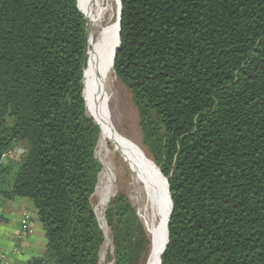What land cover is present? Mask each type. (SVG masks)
<instances>
[{
    "label": "trees",
    "instance_id": "obj_1",
    "mask_svg": "<svg viewBox=\"0 0 264 264\" xmlns=\"http://www.w3.org/2000/svg\"><path fill=\"white\" fill-rule=\"evenodd\" d=\"M121 1L114 71L173 203L162 264H264V0ZM88 51L78 0H0V205L30 200L46 238L27 264H100ZM18 145L19 159L5 155ZM105 220L111 264H145L125 192Z\"/></svg>",
    "mask_w": 264,
    "mask_h": 264
},
{
    "label": "bare ground",
    "instance_id": "obj_2",
    "mask_svg": "<svg viewBox=\"0 0 264 264\" xmlns=\"http://www.w3.org/2000/svg\"><path fill=\"white\" fill-rule=\"evenodd\" d=\"M78 5L87 18L90 33L83 95L88 114L102 127L97 151L103 153L100 161L104 171L100 173L96 191L99 198L97 215L106 236L101 258L103 260L105 250L110 246L103 213L111 199L108 196L114 193L111 176L120 160L136 192L134 206L150 239L146 264H160L171 209L166 179L142 144L120 131L111 109L115 96L111 86L118 78L113 57L119 43V0H78Z\"/></svg>",
    "mask_w": 264,
    "mask_h": 264
},
{
    "label": "rangeland",
    "instance_id": "obj_3",
    "mask_svg": "<svg viewBox=\"0 0 264 264\" xmlns=\"http://www.w3.org/2000/svg\"><path fill=\"white\" fill-rule=\"evenodd\" d=\"M111 87L113 88L114 93H115L114 99H113L112 104H111L112 105L111 109H112L113 119L115 118L114 122L116 123V125L118 126L120 131L124 135H126L129 139H132L135 142L142 144V146L146 149L148 155L152 158L151 154L149 153L145 144L143 143V135H142V130H141V126H140V118H139V114H138V110L136 108V105L133 101V96H132L131 91L122 83V81L119 78H117L114 81V83ZM115 87H116V89H115ZM98 145H99V143H98ZM97 150H98V146H97ZM97 150H96V155H97V158L100 160L103 157V153L98 152L99 150L98 151ZM103 171H104V167L102 166V172ZM111 177H112L113 185H114V193L109 195L108 197L109 198L113 197V195H115L118 191H123L127 194V196L130 198L131 202L134 205L133 201L135 199L136 192H135L134 188L131 187L130 181H129L130 180L129 175H127V172H126L125 168L123 167V163H121L120 160L116 163V168L114 169V174ZM98 184H99V182H98ZM96 191H97V189H96ZM96 191L93 195L92 203H93V206L95 208L96 215H97L98 212H97L96 208H97L99 198L96 196ZM103 215H104V222L106 224V229L108 230L107 233H108L109 240H110V246H109L110 248L109 247L106 248L104 258H103V260L101 258L100 264H111L112 262L110 260H108V256L113 251L112 238H111L110 231H109V228H108L106 220H105V213H103ZM97 217H98V215H97ZM101 225H102V223H101ZM104 244L102 246V249L104 248ZM146 261H147V258H146ZM145 264H146V262H145Z\"/></svg>",
    "mask_w": 264,
    "mask_h": 264
},
{
    "label": "crops",
    "instance_id": "obj_4",
    "mask_svg": "<svg viewBox=\"0 0 264 264\" xmlns=\"http://www.w3.org/2000/svg\"><path fill=\"white\" fill-rule=\"evenodd\" d=\"M31 206V201L26 198L6 200L0 205V255L6 254L2 264H27L31 258L44 253L46 238L35 214L34 232L28 238V247L20 254L13 253L23 215L31 211Z\"/></svg>",
    "mask_w": 264,
    "mask_h": 264
},
{
    "label": "built area",
    "instance_id": "obj_5",
    "mask_svg": "<svg viewBox=\"0 0 264 264\" xmlns=\"http://www.w3.org/2000/svg\"><path fill=\"white\" fill-rule=\"evenodd\" d=\"M26 152V148L18 145L5 155L12 159H19ZM33 219L30 212H25L22 218L21 228L17 233L18 244L14 247L13 253L20 254L28 247V238L33 234ZM6 254L0 255V264L3 263Z\"/></svg>",
    "mask_w": 264,
    "mask_h": 264
},
{
    "label": "water",
    "instance_id": "obj_6",
    "mask_svg": "<svg viewBox=\"0 0 264 264\" xmlns=\"http://www.w3.org/2000/svg\"><path fill=\"white\" fill-rule=\"evenodd\" d=\"M86 17V16H85ZM121 17H122V1L119 0V43L115 49V52H114V57H113V65H114V62H115V59H116V55H117V51L119 50V47H120V35H121ZM88 23V21H87ZM89 37H90V33H89ZM89 52V51H88ZM89 60V59H88ZM89 62V61H88ZM88 66V64H87ZM84 75H85V71H84ZM84 92V91H83ZM95 120V119H94ZM96 121V120H95ZM96 123L100 126V124L96 121ZM101 128V134H102V127L100 126ZM159 170H160V167H159ZM161 172V170H160ZM162 173V172H161ZM163 175V173H162ZM164 176V175H163ZM164 178L166 179V183H167V188H168V192H169V197H170V201H171V209H170V213H169V217H168V222H167V241H168V238H169V230H168V226H169V221H170V218H171V214H172V209H173V203H172V199H171V195H170V189H169V184H168V178L164 176ZM98 186V185H97ZM97 186H96V189H97ZM94 195V194H93ZM99 220V218H98ZM102 228V226H101ZM103 229V228H102ZM166 245H167V242H166ZM166 248V246H165ZM164 248V250H165ZM164 252V251H163ZM161 258H162V255H161ZM160 264H162L161 262V259H160Z\"/></svg>",
    "mask_w": 264,
    "mask_h": 264
}]
</instances>
